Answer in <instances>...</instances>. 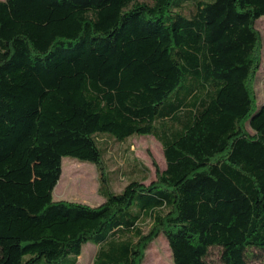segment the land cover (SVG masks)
Returning a JSON list of instances; mask_svg holds the SVG:
<instances>
[{
	"label": "trees",
	"instance_id": "trees-1",
	"mask_svg": "<svg viewBox=\"0 0 264 264\" xmlns=\"http://www.w3.org/2000/svg\"><path fill=\"white\" fill-rule=\"evenodd\" d=\"M263 16L264 0L0 1V264H76L96 236L93 264H143L161 235L173 264H264ZM133 136L166 168L115 193L107 140ZM66 157L95 165L101 204L54 201Z\"/></svg>",
	"mask_w": 264,
	"mask_h": 264
},
{
	"label": "rangeland",
	"instance_id": "rangeland-1",
	"mask_svg": "<svg viewBox=\"0 0 264 264\" xmlns=\"http://www.w3.org/2000/svg\"><path fill=\"white\" fill-rule=\"evenodd\" d=\"M256 27L262 36V49L261 64L254 82V89L258 106H261L264 105V16L258 19ZM107 142L108 150L105 162L108 170L115 172L111 184L115 193H120L131 181V172L135 166H142L150 170L151 173L148 180L145 181L146 184L156 178L154 163L161 170L166 168L163 147L154 136H133L121 144L112 140H107ZM119 169L120 171L117 172ZM99 186L100 175L95 165L66 157L62 161V175L54 189L53 198L54 201L67 200L97 206L104 201V198L99 194ZM149 226L150 222L147 221L143 225L144 232L148 231ZM97 237H94V240L83 247L78 264H93L97 251ZM36 264L50 263L41 259ZM55 264H72V259L68 258ZM143 264H173L168 241L163 235L150 244Z\"/></svg>",
	"mask_w": 264,
	"mask_h": 264
},
{
	"label": "crops",
	"instance_id": "crops-1",
	"mask_svg": "<svg viewBox=\"0 0 264 264\" xmlns=\"http://www.w3.org/2000/svg\"><path fill=\"white\" fill-rule=\"evenodd\" d=\"M97 248V247H96ZM83 252V251H82ZM82 255V254H81ZM80 257V256H79ZM78 262H79V260L77 261V263L76 264H78Z\"/></svg>",
	"mask_w": 264,
	"mask_h": 264
}]
</instances>
